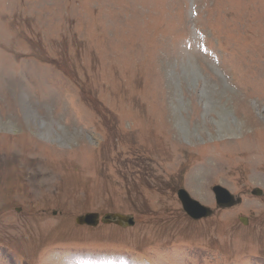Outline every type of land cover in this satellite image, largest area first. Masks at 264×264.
I'll list each match as a JSON object with an SVG mask.
<instances>
[{
	"label": "rangeland",
	"instance_id": "374dc122",
	"mask_svg": "<svg viewBox=\"0 0 264 264\" xmlns=\"http://www.w3.org/2000/svg\"><path fill=\"white\" fill-rule=\"evenodd\" d=\"M214 185L242 204L212 216ZM178 188L211 217L190 220ZM254 188L264 0H0V264H264Z\"/></svg>",
	"mask_w": 264,
	"mask_h": 264
},
{
	"label": "water",
	"instance_id": "95a60500",
	"mask_svg": "<svg viewBox=\"0 0 264 264\" xmlns=\"http://www.w3.org/2000/svg\"><path fill=\"white\" fill-rule=\"evenodd\" d=\"M217 194V200L221 205H225L228 201L226 197L227 192L221 188L215 189ZM179 197L183 203L185 210L194 218H200L208 215L209 210L201 207L195 200L191 199L186 191L180 190ZM100 217L98 214H87L77 218V223L80 225L97 226L99 224ZM103 223H115L121 226H132L134 225V219L132 216H125L121 214H108L102 219Z\"/></svg>",
	"mask_w": 264,
	"mask_h": 264
},
{
	"label": "bare ground",
	"instance_id": "6f19581e",
	"mask_svg": "<svg viewBox=\"0 0 264 264\" xmlns=\"http://www.w3.org/2000/svg\"><path fill=\"white\" fill-rule=\"evenodd\" d=\"M225 129H227V127H226ZM228 130H229V129H228Z\"/></svg>",
	"mask_w": 264,
	"mask_h": 264
}]
</instances>
